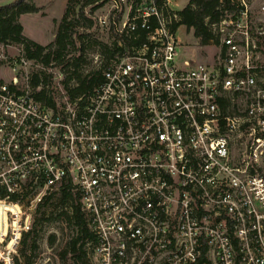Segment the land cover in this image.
<instances>
[{"label": "built area", "instance_id": "1", "mask_svg": "<svg viewBox=\"0 0 264 264\" xmlns=\"http://www.w3.org/2000/svg\"><path fill=\"white\" fill-rule=\"evenodd\" d=\"M178 1L96 0L95 46L0 54V200L71 190L89 264H264V0H220L207 62Z\"/></svg>", "mask_w": 264, "mask_h": 264}, {"label": "rangeland", "instance_id": "2", "mask_svg": "<svg viewBox=\"0 0 264 264\" xmlns=\"http://www.w3.org/2000/svg\"><path fill=\"white\" fill-rule=\"evenodd\" d=\"M11 1L0 0V5ZM33 1L37 5H45H43V10L39 12L40 14L27 13L20 17L22 24L25 26L24 34L32 39L45 41L46 38H50L48 36H50L49 33L53 25L51 20L48 19V15L51 18L60 16L66 0ZM188 3L189 0H179L176 6L182 9ZM82 4L83 2L76 4V9L78 10ZM85 9L86 15L90 19L92 18V22L80 19V23L76 25L75 29L82 34L86 33V36L88 34L92 37V42L89 45L82 38L79 46L84 44L85 47H93L94 41L105 38L96 26L95 16L97 10H93L92 6H88ZM56 22L57 20L54 21V23ZM178 38L185 43V47H181L183 54L190 53L201 62L210 60L214 48L210 45H200L193 29L188 30L185 25L182 26L179 29ZM100 41L105 43L103 40ZM71 50L74 49L70 48ZM2 52L7 57L6 65L24 57L21 45H0V54ZM26 71L30 74L34 72V65H31L29 70ZM1 75L5 80H10L12 73L4 69ZM53 195L51 199L47 200L45 206L41 208H39L38 202L33 197L7 201L9 203L0 200V264L26 263L28 260L32 261V264H78L71 253H64L71 239L77 235L75 225L69 222L67 220L68 217L64 214L66 211H70L71 201L61 199L59 193ZM14 204H17L18 207H15ZM20 218L23 224L26 223L29 226L28 230L22 232L21 238ZM34 225V232L24 242V233L30 231Z\"/></svg>", "mask_w": 264, "mask_h": 264}, {"label": "trees", "instance_id": "3", "mask_svg": "<svg viewBox=\"0 0 264 264\" xmlns=\"http://www.w3.org/2000/svg\"><path fill=\"white\" fill-rule=\"evenodd\" d=\"M96 0H68L65 12L61 18L58 30L53 42L49 45H42L24 34V26L20 22V17L27 13H38L43 7H39L33 0H12L9 3L0 5V45H21L24 51V57L27 60H35L41 57L44 51L45 60L48 61L52 56L59 58L66 53L67 49L84 48L85 45L80 44L83 36L86 33H80L75 29L80 23V19L90 21V17L86 15L85 8L94 4ZM79 2L83 4L77 10L75 5ZM220 0H189L187 6L181 11L182 24L188 30L193 29L194 35L200 45H208L212 38V32L206 24V17H210L213 21L218 20L221 12L218 10ZM97 8L93 7V10ZM93 44H97L94 41ZM88 47V46H87ZM32 87L35 81L31 82ZM50 103V101H48ZM61 199L71 201L70 211L64 214L68 217L67 220L75 225L77 235L71 239L64 253H71L78 264H89L85 251V241L93 237V233L88 226V221L85 213L81 208L79 196L72 194L71 190L66 187L61 188L58 192ZM56 194V193H55ZM54 195L48 196L43 202L39 203V208L45 206L48 199ZM15 201L16 199H12ZM35 230V225L30 231L24 233V242ZM17 264H32L28 260L26 263Z\"/></svg>", "mask_w": 264, "mask_h": 264}, {"label": "crops", "instance_id": "4", "mask_svg": "<svg viewBox=\"0 0 264 264\" xmlns=\"http://www.w3.org/2000/svg\"><path fill=\"white\" fill-rule=\"evenodd\" d=\"M67 3H68V0H66V2H65V6H64V8H63V11L60 13V16H54V17H50L49 15H48V19H50L51 20V23H53V25H52V27H51V31H50V33H49V35L50 36H48V37H50V38H46V40L45 41H41V40H37V39H33L34 41H36V42H38V43H40V44H42V45H45V44H48V43H50V42H53L54 41V39H55V36H56V33H57V30H58V26H59V22H60V19L63 17V15H64V12H65V9H66V6H67ZM37 5V4H36ZM43 5H45V4H42V5H37V6H39V7H43ZM43 10V9H42ZM41 10V11H42ZM39 13V12H38ZM38 13H33V14H38ZM40 14V13H39ZM55 20H57V22L56 23H54V21ZM20 22H21V20H20ZM22 23V22H21ZM24 26V25H23ZM24 31H25V26H24ZM32 39V38H31ZM47 40H48V43H47Z\"/></svg>", "mask_w": 264, "mask_h": 264}]
</instances>
